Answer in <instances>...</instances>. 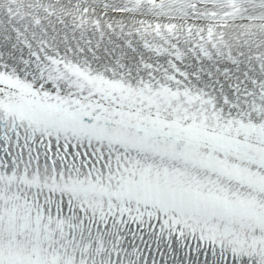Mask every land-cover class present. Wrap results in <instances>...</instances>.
I'll return each instance as SVG.
<instances>
[{
    "label": "snow or ice",
    "instance_id": "6c2138e0",
    "mask_svg": "<svg viewBox=\"0 0 264 264\" xmlns=\"http://www.w3.org/2000/svg\"><path fill=\"white\" fill-rule=\"evenodd\" d=\"M0 264H264V0H0Z\"/></svg>",
    "mask_w": 264,
    "mask_h": 264
}]
</instances>
